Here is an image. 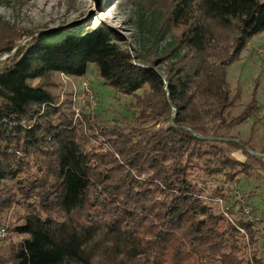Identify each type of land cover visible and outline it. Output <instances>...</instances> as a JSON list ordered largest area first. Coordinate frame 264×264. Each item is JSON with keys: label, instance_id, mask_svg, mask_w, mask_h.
I'll return each mask as SVG.
<instances>
[{"label": "trees", "instance_id": "obj_1", "mask_svg": "<svg viewBox=\"0 0 264 264\" xmlns=\"http://www.w3.org/2000/svg\"><path fill=\"white\" fill-rule=\"evenodd\" d=\"M164 6L159 31L170 29L173 47L163 75L102 23L31 33L0 20V54L32 34L0 66V228L19 237L0 264H261L255 210L237 207L236 218L208 202L250 175L225 146L264 170L226 131L241 116L230 115L225 70L264 31V0ZM88 65L134 99L125 125L84 114L76 124L60 99L59 74L83 77ZM199 172L221 180L212 193Z\"/></svg>", "mask_w": 264, "mask_h": 264}, {"label": "rangeland", "instance_id": "obj_2", "mask_svg": "<svg viewBox=\"0 0 264 264\" xmlns=\"http://www.w3.org/2000/svg\"><path fill=\"white\" fill-rule=\"evenodd\" d=\"M168 0H0V20L15 26L20 31L35 33L44 28H53L73 21H86L91 26L102 23L122 38L125 45L135 51L151 53L158 62L155 70L163 75L166 59L173 47L170 29L160 32V23H164L165 3ZM32 34L24 35L17 41V48H24L30 42ZM264 47V31L251 37L236 60L225 66L226 81L230 96L236 94L234 107L230 115H240L238 123L227 127V133L237 141H246L253 153L264 150V61L257 49ZM175 53V52H173ZM9 53L0 54V66ZM87 82L89 92L80 89ZM60 87L56 92L60 99H70L72 118L77 124L80 115H90L92 121L103 126L128 123L131 104L134 99L117 93L107 86L96 74L92 65H88L83 77H64L59 74ZM138 91L137 94H140ZM74 109L79 116L75 117ZM82 121V120H81ZM80 124V123H78ZM83 125L84 122H81ZM206 126L212 129L214 122L206 120ZM91 143L94 139L91 138ZM93 141V142H92ZM234 159L250 166L249 176H239V183L232 188L223 187L226 200L208 204L214 211L243 207L244 217L251 218L255 210V227L258 229V252L261 264H264V170L262 161L248 158L240 149L225 146ZM264 161V155L259 156ZM197 182L206 181L208 192L212 193L220 183L219 177L206 178L197 173ZM227 188V189H226ZM239 203V204H238ZM239 210L234 213L238 218ZM254 217V219H255ZM252 219V218H251ZM19 237L6 230L5 237L0 236V253L7 251L9 242Z\"/></svg>", "mask_w": 264, "mask_h": 264}, {"label": "built area", "instance_id": "obj_3", "mask_svg": "<svg viewBox=\"0 0 264 264\" xmlns=\"http://www.w3.org/2000/svg\"><path fill=\"white\" fill-rule=\"evenodd\" d=\"M257 54L261 57V59L264 61V47H261V48H259V49H257ZM62 76H64V77H67V76H65V75H63V74H61ZM88 85H87V82L86 81H83V83L81 84V86H80V89L81 90H83L84 92H89V89H88V87H87ZM74 115H75V117H78L79 116V113H78V109H74ZM215 201L217 200V201H221L220 199H214ZM5 235H6V231H5V228H0V236L1 237H5Z\"/></svg>", "mask_w": 264, "mask_h": 264}, {"label": "water", "instance_id": "obj_4", "mask_svg": "<svg viewBox=\"0 0 264 264\" xmlns=\"http://www.w3.org/2000/svg\"><path fill=\"white\" fill-rule=\"evenodd\" d=\"M17 49V46L15 47V49L12 51V52H10L9 54H12V53H14V51ZM170 123H171V120H170ZM255 155H257V156H261V154H258V153H254Z\"/></svg>", "mask_w": 264, "mask_h": 264}]
</instances>
